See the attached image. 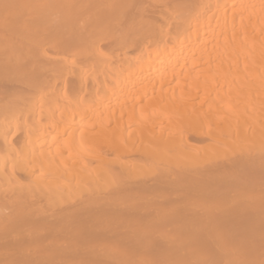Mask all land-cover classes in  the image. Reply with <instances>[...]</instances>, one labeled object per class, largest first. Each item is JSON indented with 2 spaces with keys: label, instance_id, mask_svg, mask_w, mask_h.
<instances>
[{
  "label": "bare ground",
  "instance_id": "bare-ground-1",
  "mask_svg": "<svg viewBox=\"0 0 264 264\" xmlns=\"http://www.w3.org/2000/svg\"><path fill=\"white\" fill-rule=\"evenodd\" d=\"M0 264H264V0H0Z\"/></svg>",
  "mask_w": 264,
  "mask_h": 264
}]
</instances>
